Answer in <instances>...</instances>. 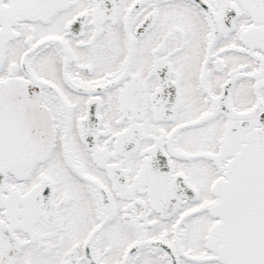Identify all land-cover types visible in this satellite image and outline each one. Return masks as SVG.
Masks as SVG:
<instances>
[{
	"label": "snow or ice",
	"instance_id": "1",
	"mask_svg": "<svg viewBox=\"0 0 264 264\" xmlns=\"http://www.w3.org/2000/svg\"><path fill=\"white\" fill-rule=\"evenodd\" d=\"M0 264H264V0H0Z\"/></svg>",
	"mask_w": 264,
	"mask_h": 264
}]
</instances>
